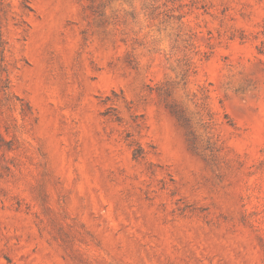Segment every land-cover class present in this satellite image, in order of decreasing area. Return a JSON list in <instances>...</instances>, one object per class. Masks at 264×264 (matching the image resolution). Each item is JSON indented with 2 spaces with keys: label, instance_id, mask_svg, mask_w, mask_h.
I'll return each mask as SVG.
<instances>
[{
  "label": "rangeland",
  "instance_id": "rangeland-1",
  "mask_svg": "<svg viewBox=\"0 0 264 264\" xmlns=\"http://www.w3.org/2000/svg\"><path fill=\"white\" fill-rule=\"evenodd\" d=\"M0 264H264V0H0Z\"/></svg>",
  "mask_w": 264,
  "mask_h": 264
}]
</instances>
